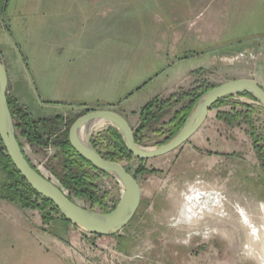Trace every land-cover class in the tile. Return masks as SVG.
<instances>
[{"label":"rangeland","instance_id":"rangeland-1","mask_svg":"<svg viewBox=\"0 0 264 264\" xmlns=\"http://www.w3.org/2000/svg\"><path fill=\"white\" fill-rule=\"evenodd\" d=\"M220 1L0 0V57L9 97L33 120L70 121L88 110L110 109L131 122L188 72L194 76L177 92L237 79L257 80L264 89V0H246L239 24L217 36V44L207 43L211 11ZM210 45L218 49L208 51ZM195 52L203 53L174 66ZM240 52L245 54L227 64L220 60ZM187 102L145 132L141 146H161L170 129L164 124ZM260 106L233 96L212 109L178 150L142 164L136 158L121 163L132 174L140 165L146 169L137 178L141 206L114 236L79 228L103 240L83 252L57 234L62 213L47 208L52 220L45 223L40 211L2 199L0 170V264H264V167L255 149L264 133ZM220 112L245 116L230 127L217 119ZM113 127L103 122L91 140ZM19 139L33 166L59 185L53 174L57 149ZM98 186L110 208L120 202L124 188L115 177H104Z\"/></svg>","mask_w":264,"mask_h":264},{"label":"trees","instance_id":"trees-1","mask_svg":"<svg viewBox=\"0 0 264 264\" xmlns=\"http://www.w3.org/2000/svg\"><path fill=\"white\" fill-rule=\"evenodd\" d=\"M1 59V57H0ZM212 88L200 86L190 89L187 92H177L172 94L168 99L156 98L154 101L147 104L140 113V125L138 128H133L136 141L142 145V136L154 125L160 124L161 121L169 114L170 110L175 106L185 103L173 118L164 124L169 126V136L162 143L166 144L175 137L181 128L184 126L187 119L195 110V107L200 98ZM242 97L250 98L260 103L256 98L249 94H241ZM233 97V96H231ZM231 97L219 101L212 109L224 105ZM8 102L10 111L14 120L18 139L21 137L31 145L40 147H55L57 149L54 160L57 161V168L53 170V174L58 180L59 186L68 193L69 197L75 201H83L91 206V209L99 208L103 213H111L119 204L114 202L110 208V200L107 194L100 193L98 186L99 181L104 177H111L110 174L101 171L92 165L89 161L80 156L72 147L69 141V131L73 123L81 116L91 112L86 111L81 113L76 119L67 121L65 117L59 116L55 118L33 120L27 110L19 104L18 101L12 100L8 94ZM260 110L264 112V107L260 106ZM242 112L223 113L217 115L219 121L225 122L230 127L244 119ZM246 120V119H245ZM66 126L62 129L61 126ZM256 138V135H252ZM20 141V139H19ZM263 141V144L260 142ZM93 147L105 159L123 163L124 161L131 162L135 159L130 153L126 142L121 132L116 128H110L105 133H100L92 141ZM21 147L23 148L22 144ZM255 149L259 160L264 167V133L255 141ZM27 157V156H26ZM28 159V158H27ZM141 164L145 161L137 159ZM30 162V160L28 159ZM31 163V162H30ZM33 166V164L31 163ZM36 170L37 168L33 166ZM127 169V168H126ZM0 170L5 176V181L1 189V198L15 204H20L22 208L34 209L40 211L42 219L45 223L52 220V217L46 212L47 208L61 214L58 208L47 199L43 198L27 183L23 176L18 172L12 160L7 154L4 144L0 137ZM39 171V170H37ZM130 172V170L127 169ZM131 173V172H130ZM146 169L140 165L135 174H132L137 179L138 176L145 174ZM138 180V179H137ZM39 200H41L39 202ZM61 220L66 224H73L64 215L61 214Z\"/></svg>","mask_w":264,"mask_h":264},{"label":"water","instance_id":"water-1","mask_svg":"<svg viewBox=\"0 0 264 264\" xmlns=\"http://www.w3.org/2000/svg\"><path fill=\"white\" fill-rule=\"evenodd\" d=\"M9 77L0 59V137L18 172L32 189L52 202L70 222L97 236H114L123 230L136 216L142 203V190L138 180L118 162L105 159L93 147V130L81 136L99 122L113 124L122 134L126 145L136 159L148 161L166 156L186 144L206 123L212 108L221 100L241 94H249L264 107V89L252 79H237L223 83L207 91L198 101L195 110L184 126L166 144L148 148L137 143L134 130L127 119L112 110H95L79 117L71 126L69 141L75 151L96 168L115 177L123 186L122 198L114 211L103 213L81 206L55 182L37 171L28 161L18 139L8 102Z\"/></svg>","mask_w":264,"mask_h":264},{"label":"crops","instance_id":"crops-1","mask_svg":"<svg viewBox=\"0 0 264 264\" xmlns=\"http://www.w3.org/2000/svg\"><path fill=\"white\" fill-rule=\"evenodd\" d=\"M98 1H101V0H98ZM245 1L246 0H222V1H220V4L218 6L219 8L211 11L213 13L211 15L210 23H209V30L210 31L208 32V34L210 36L207 40H204V41H207V43L215 42V44H217V41L219 40V38H217V36H220L221 34L222 35L226 34L229 31L230 26L231 27L235 26V23L239 24V22L242 20L241 17L245 15V10H246L245 9L246 8V6H245L246 2ZM211 46L212 45H210L208 51L213 52V50L218 49L217 47L211 48ZM202 53L195 52L192 54H186L185 56H182L181 58H179V60L174 63V66L175 67L179 66L180 64L186 62L187 60H190L191 58H193L197 55L201 56ZM240 54H245V52H240V53L231 54V55L225 54V55L220 56V60L224 64H227L226 61H228V59L230 57H232L234 55H240ZM193 76H194L193 73H189V72L186 73L185 75L184 74L180 75L179 77H177V79L174 80V82H173L174 86L170 90V92H168L165 95L159 96V97L166 99L165 97H169L172 94L177 93L178 89L185 86L184 84H186L188 82V79L192 78ZM16 85L14 88L15 90H16ZM70 105L73 106L76 104H70ZM86 109H88V108H86ZM129 123H130L132 128H136L137 126L140 125V116L138 114L131 116V122H129ZM57 222L59 223V225L58 224L57 225L60 226V227H56V229H55V230H58L57 234H60L63 237L71 239V241H72L71 243L74 245L73 247L78 248V249L80 248V251L82 250V252L85 250L84 248H86L87 246H90L92 244L100 245L103 243V240L101 237H93V238L88 237V236L84 235L82 233V231L79 229V227H77L74 224L63 223V221L61 219L58 220ZM41 225H43V223ZM58 239H55V241L58 242V244L60 246H63L64 245L63 241L62 240L58 241ZM78 259H82V258H78Z\"/></svg>","mask_w":264,"mask_h":264},{"label":"bare ground","instance_id":"bare-ground-1","mask_svg":"<svg viewBox=\"0 0 264 264\" xmlns=\"http://www.w3.org/2000/svg\"><path fill=\"white\" fill-rule=\"evenodd\" d=\"M103 124V122H99V123H97V124H95V125H92L88 130L87 129H83L82 130V132H81V136L83 137V139H85V133L87 132V131H91V130H94V129H96V128H100V126Z\"/></svg>","mask_w":264,"mask_h":264}]
</instances>
